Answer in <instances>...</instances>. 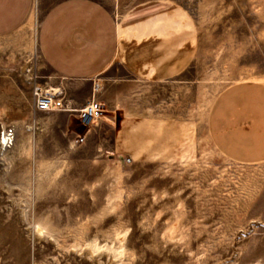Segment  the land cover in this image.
I'll return each mask as SVG.
<instances>
[{
	"label": "rangeland",
	"instance_id": "rangeland-1",
	"mask_svg": "<svg viewBox=\"0 0 264 264\" xmlns=\"http://www.w3.org/2000/svg\"><path fill=\"white\" fill-rule=\"evenodd\" d=\"M56 1L0 37V264H264V161L227 158L207 125L228 86L264 82V0H177L196 47L160 82L120 61L92 80L54 72L39 31ZM102 1L120 19L136 0ZM37 86L68 109L35 110ZM92 98L105 114L87 128Z\"/></svg>",
	"mask_w": 264,
	"mask_h": 264
},
{
	"label": "crops",
	"instance_id": "crops-1",
	"mask_svg": "<svg viewBox=\"0 0 264 264\" xmlns=\"http://www.w3.org/2000/svg\"><path fill=\"white\" fill-rule=\"evenodd\" d=\"M34 5L35 0H0V37L23 26ZM39 45L48 66L71 80H92L120 61L134 78L160 82L187 69L196 29L177 0H136L120 19L102 0H57L42 18ZM207 125L211 141L227 158L264 161V82L228 86Z\"/></svg>",
	"mask_w": 264,
	"mask_h": 264
},
{
	"label": "built area",
	"instance_id": "built-area-1",
	"mask_svg": "<svg viewBox=\"0 0 264 264\" xmlns=\"http://www.w3.org/2000/svg\"><path fill=\"white\" fill-rule=\"evenodd\" d=\"M97 87L99 85L97 84ZM34 106L37 111H59L67 110L68 107L63 98L57 96L44 88L37 86L34 90ZM105 114V104L98 98L87 100L80 110V122L83 126L90 128ZM14 142V134L11 130H5L1 137L3 149L10 147Z\"/></svg>",
	"mask_w": 264,
	"mask_h": 264
}]
</instances>
